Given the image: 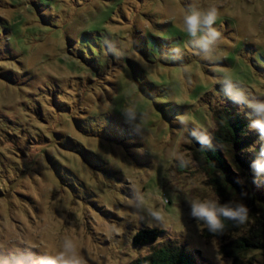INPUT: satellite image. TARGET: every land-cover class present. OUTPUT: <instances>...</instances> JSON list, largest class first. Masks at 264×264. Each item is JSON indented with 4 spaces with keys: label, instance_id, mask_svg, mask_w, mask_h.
<instances>
[{
    "label": "rangeland",
    "instance_id": "374dc122",
    "mask_svg": "<svg viewBox=\"0 0 264 264\" xmlns=\"http://www.w3.org/2000/svg\"><path fill=\"white\" fill-rule=\"evenodd\" d=\"M33 1L0 0V259L37 264L71 239L88 264H129L157 228L198 264H230L191 215L217 197L188 135H211L220 105L255 119L226 81L264 100V0ZM190 7L217 9L212 59L184 31ZM95 29L103 54L85 58Z\"/></svg>",
    "mask_w": 264,
    "mask_h": 264
},
{
    "label": "trees",
    "instance_id": "16d2710c",
    "mask_svg": "<svg viewBox=\"0 0 264 264\" xmlns=\"http://www.w3.org/2000/svg\"><path fill=\"white\" fill-rule=\"evenodd\" d=\"M31 5L39 9L47 0L33 1ZM102 30L95 29L90 35H82L79 41L82 54L86 57L102 56V47L97 41L105 40L91 35ZM112 48L108 45L107 50ZM115 51V49H114ZM126 59V58H124ZM124 64L133 72L138 63L128 58ZM135 74V73H134ZM136 79L137 76H136ZM216 129L209 135L211 145L201 146L195 136L189 134L188 146L193 160L205 176V184L212 190L220 204H244L248 208L247 220L235 224L225 220V231L214 234L208 231L202 221V237L207 242L219 244V254L230 264H264V173L257 174L253 162L261 156L264 140L257 130L250 127L253 116L242 112L233 105H220L213 111ZM205 133V131L197 132ZM165 234L157 228H144L134 238L135 247H149V252L129 264H198V261L177 240L160 241ZM208 260H206L207 262ZM16 259H0V264H19Z\"/></svg>",
    "mask_w": 264,
    "mask_h": 264
},
{
    "label": "clouds",
    "instance_id": "9594fccd",
    "mask_svg": "<svg viewBox=\"0 0 264 264\" xmlns=\"http://www.w3.org/2000/svg\"><path fill=\"white\" fill-rule=\"evenodd\" d=\"M218 16L217 9L210 7L208 9L190 7L183 16L184 31L191 37L198 39L194 43L203 50L205 59H212L209 55L217 41L221 39V33L213 27ZM226 91L230 98L244 101L252 109L255 119L251 121L250 127L257 130L260 139L264 140V100L246 101L244 94L239 91H233L231 82L226 81ZM131 115V114H130ZM181 122H184L181 120ZM198 144L203 150L204 146L211 145L212 138L206 133L193 132ZM261 156H264V147L261 148ZM180 161V167H186L188 160L183 155L176 157ZM252 167L257 174L264 173V159L257 158ZM157 220H162L157 211L152 213ZM191 215L198 221H202L208 231L214 234H222L225 231V220L242 224L247 220L248 208L244 204L232 206L229 204H220L216 199H196L191 201ZM37 264H88L87 260L76 249V245L71 239H66L63 250L53 256H43L37 261Z\"/></svg>",
    "mask_w": 264,
    "mask_h": 264
}]
</instances>
